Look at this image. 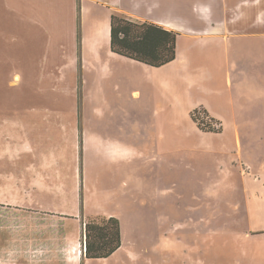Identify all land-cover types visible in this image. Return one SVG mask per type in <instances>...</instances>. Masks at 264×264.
Returning <instances> with one entry per match:
<instances>
[{
	"label": "crops",
	"instance_id": "0c3cea01",
	"mask_svg": "<svg viewBox=\"0 0 264 264\" xmlns=\"http://www.w3.org/2000/svg\"><path fill=\"white\" fill-rule=\"evenodd\" d=\"M75 1L84 24L88 8L83 1L88 0ZM92 1L105 7L108 14L94 19L91 37L81 35L78 55L85 69L100 74L103 80L115 75L112 65L124 63L130 68L120 72L123 94L127 95L121 136L118 139L113 133L111 122H105L103 131L82 135L80 127L85 126L80 113L75 119L78 125H74L66 124L60 112L46 107L27 110L44 112L40 120L48 127L39 132L31 118L21 117L9 124L5 135L0 133L3 139L7 137L0 138V155L2 145L8 143L6 154L21 161L14 166L9 159L10 171L24 169L26 177L19 187L16 182L9 185L14 196L10 207L20 212L64 208L59 204L33 206L21 188L30 187L38 195H60L62 200L66 194L78 196L77 152L82 142L90 157L100 159L111 172L112 185L105 194L91 191L103 196L95 206H124V195L140 193L139 206H160L156 196H161L171 210L178 199L189 198L191 202L184 206H191V211L192 206H202L207 216L172 225L166 219L154 220L150 226L157 236L153 232L152 247L140 244L136 254L128 224L124 225L118 214L87 213L120 221V249L99 261L120 260L121 256L135 260L152 252L168 264H264V0H189L190 13L184 20L174 17L169 6L168 10L164 7L177 0ZM124 3L130 4L128 8ZM116 10L178 33L176 59L153 68L113 53L110 23ZM30 22L26 17L18 23L26 34ZM40 65L45 69L47 63L43 60ZM133 71L142 72L136 87ZM134 101H139V116L130 120L128 105ZM198 108L220 122L221 131L200 130L192 119ZM93 114L104 121L101 109H94ZM50 115L60 120L61 133L56 138L50 129L56 120ZM72 210L78 211L74 215L78 217L79 211L85 214L86 206H73ZM210 210L219 212V217L209 218ZM146 228L144 235H148ZM82 256L75 263L79 264ZM90 261L95 260H86Z\"/></svg>",
	"mask_w": 264,
	"mask_h": 264
},
{
	"label": "rangeland",
	"instance_id": "374dc122",
	"mask_svg": "<svg viewBox=\"0 0 264 264\" xmlns=\"http://www.w3.org/2000/svg\"><path fill=\"white\" fill-rule=\"evenodd\" d=\"M188 2L189 0H177L164 4V7L168 10L169 6L174 17L184 20L186 13H190L191 2ZM80 5L82 7V3ZM83 5L88 8L84 24L81 9L78 10L75 0H0V133L3 132V135L4 130L9 129V124L21 117L31 118L39 132H45L48 125L40 120L44 112L37 111L38 113L32 114L27 110L46 107L60 112L66 124L70 122L75 125V119H78L80 113L81 122L85 126L80 127L82 135L99 129L103 131L105 122H111L113 133L118 139L121 136V128L126 119L127 95L123 94L122 85L124 87L125 83L121 80L120 72L130 68L124 63L112 65L111 73L115 75L104 80L100 74H91L85 69L82 56L78 55L81 35L85 33L91 37L94 19L103 18L108 11L92 0L83 1ZM113 14L141 22L130 18L124 12L116 10ZM26 17L31 20L28 34L25 33L26 29L18 25L20 19ZM39 24L45 29L40 28ZM61 45L65 46L67 52ZM74 58L76 65L73 69ZM41 60L47 63L45 69L40 65ZM46 69L48 71L45 73ZM131 74L134 75L136 87L142 72L133 71ZM16 76L19 77L18 81L15 80ZM132 103L128 105L129 116L130 120H136L139 116V101ZM94 109L104 112V121L93 114ZM22 112L24 114L18 115ZM52 118L56 120L55 116ZM59 123L60 120L57 119L56 123H52L54 126L50 127L54 138L61 133ZM35 133L37 134L38 130ZM0 138L3 139V136ZM6 139L7 137H4L3 140ZM6 144L2 145L4 154L0 155V264H77L75 261L83 254L84 222L104 220L103 215L93 216L99 212L118 214L123 224H128L129 241L136 254L140 253V244L152 247L153 232L157 236L156 230L150 226L154 220L166 219L172 225L207 218L205 209L202 212V206H192V211L189 208L191 206H184L191 202L189 198L178 199L177 206H171V210L169 206H164L161 196H156L161 202L160 206H139L142 197L140 193L124 195V206L107 203L106 206H95L101 196L97 193L105 194L112 185L111 172L100 159L90 157L82 142L77 152V169L80 173L78 196L66 194L62 200L60 195H38L30 187L21 188L23 193L26 192L29 202H34L33 206L59 204L64 208L59 211H15L10 207L14 206L10 199L14 196L9 193V185L16 182L19 187L26 177L24 169L10 171L12 163L9 159L14 166L21 161L7 155L8 143ZM94 177L97 180H94ZM145 180L150 181L149 178ZM92 190L97 193L91 194ZM16 197L23 195L17 194ZM101 197L103 200V196ZM73 206H86L85 214L79 211L80 216L75 217L78 211L72 210ZM87 213L93 215L87 216ZM218 213L216 210H210L208 217L216 219L219 217ZM145 226L148 227V235H144ZM162 258L158 254L155 257L150 252L142 253L135 260L121 256L120 260H95L87 263L82 256L79 264H168ZM174 264L183 263L178 261Z\"/></svg>",
	"mask_w": 264,
	"mask_h": 264
},
{
	"label": "trees",
	"instance_id": "16d2710c",
	"mask_svg": "<svg viewBox=\"0 0 264 264\" xmlns=\"http://www.w3.org/2000/svg\"><path fill=\"white\" fill-rule=\"evenodd\" d=\"M111 51L119 56L160 68L176 59L178 33L151 22H139L113 14L111 16ZM204 115L205 118H202ZM192 119L206 133L218 132L212 128L208 112L198 108ZM84 260L112 257L121 247V226L116 217L102 221L89 220L83 231Z\"/></svg>",
	"mask_w": 264,
	"mask_h": 264
},
{
	"label": "built area",
	"instance_id": "2783aa9c",
	"mask_svg": "<svg viewBox=\"0 0 264 264\" xmlns=\"http://www.w3.org/2000/svg\"><path fill=\"white\" fill-rule=\"evenodd\" d=\"M202 118H205L204 115H201ZM208 120V118H205ZM211 125H212V128L215 130V131H221V124L220 122L216 121V120H213L211 121ZM81 248V247H80Z\"/></svg>",
	"mask_w": 264,
	"mask_h": 264
}]
</instances>
